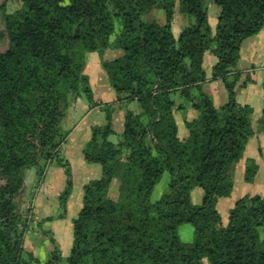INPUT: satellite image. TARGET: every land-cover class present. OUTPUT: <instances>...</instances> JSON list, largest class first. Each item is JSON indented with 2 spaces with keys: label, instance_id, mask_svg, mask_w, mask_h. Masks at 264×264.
Listing matches in <instances>:
<instances>
[{
  "label": "trees",
  "instance_id": "trees-1",
  "mask_svg": "<svg viewBox=\"0 0 264 264\" xmlns=\"http://www.w3.org/2000/svg\"><path fill=\"white\" fill-rule=\"evenodd\" d=\"M210 1L219 7L214 28L204 0H178L186 20L178 33L171 29L174 0H19L9 16L0 3V40L5 35L8 42L0 50V264H61L56 238L41 227L54 216L38 219L30 205L19 210L16 197L25 168L34 169L36 186L48 166L58 164L65 184L56 195L57 217L65 216L73 183L62 154L69 130L61 122L81 97L105 112L81 149L100 175L82 184L66 264H203V258L208 264H264V196L242 195L226 221L217 208L232 190L234 167L253 132L252 107L236 100V63L242 41L264 27V0ZM152 8L164 10V23L142 18ZM108 48L120 53L103 58ZM88 51L100 56L115 93L109 102L93 97L84 71ZM206 52L216 57L209 75ZM217 78L227 92L219 105L202 87ZM262 94L259 128L264 77ZM113 102L124 105L117 139ZM186 107L196 114L184 119L180 136L175 112ZM257 168L246 159L244 180L252 181ZM164 173L166 189L152 199ZM196 187L199 203L191 198ZM184 222L193 226L192 241L178 236ZM36 226L53 244L42 260L25 246Z\"/></svg>",
  "mask_w": 264,
  "mask_h": 264
},
{
  "label": "rangeland",
  "instance_id": "rangeland-1",
  "mask_svg": "<svg viewBox=\"0 0 264 264\" xmlns=\"http://www.w3.org/2000/svg\"><path fill=\"white\" fill-rule=\"evenodd\" d=\"M4 1L5 12L7 16L13 10L19 6V0H0V3ZM174 14L172 29L173 31L181 27L186 23L184 17L178 12L177 5L178 0H174ZM204 4L207 7V16L208 20H216L217 12L219 7L212 3L210 0H204ZM179 13V14H178ZM143 19H154L159 23L165 22V12L162 8H152L148 12L142 14ZM211 23V22H210ZM3 21L0 14V29H4ZM175 33V31H174ZM7 37H4L0 40V50H4L7 47ZM84 58V70L89 77V82L92 88L93 97L96 100L109 102L111 101L112 94L114 90L110 87L107 82L106 77L101 73L100 65L97 64V59H99V54L95 51H88L83 54ZM109 57L107 53L105 55ZM105 57V58H106ZM108 59V58H106ZM110 88V89H109ZM80 102L71 104L67 113L62 119L61 125L69 130L67 141L62 146V154L69 162L71 172H72V190L68 198V208L64 217H57V212L59 210L58 201L56 198L57 193L63 188L65 184V176L63 169L58 164L49 165L47 168V173L45 174V180L35 186V173L33 168H25L23 170V188L21 192L16 197V202L18 209L25 211L27 206H32V211L36 218L40 219L46 215L54 216L51 220H45L41 223V227L49 229L54 237L56 238L58 247L61 250V264H66V256L69 253V249L72 241V223L71 220L77 213L81 205V196H82V183H84L86 171L83 166L87 164L84 161L81 149L86 137V123L93 120L97 121L95 124H100L104 119L105 112L98 108V110L92 112L91 114L86 115L83 119L80 120L83 115L84 107L82 103H87L84 97L80 98ZM75 104V105H74ZM129 105L136 107V103ZM74 106V107H72ZM113 118H116L115 113L123 111L124 105L116 102L112 103ZM104 121V120H103ZM81 160H83L81 163ZM90 164V163H88ZM92 168H97V173L94 169L90 172L91 178L98 177L100 175V166L98 164H90ZM263 165V164H262ZM244 168L243 166H236L233 172V188L231 191V196L228 200L238 199L244 194H260L262 191L264 196V176L261 174L263 170H260V174L255 177L252 183L245 181L243 178ZM166 180L167 174L164 173L157 183L152 192V199H156L160 194L166 189ZM115 183L116 181L113 180ZM110 194L114 195L115 185L111 183ZM196 190L198 194L196 195ZM260 190V191H259ZM258 192V193H257ZM262 195V194H261ZM191 198L193 202L199 203L201 200V189L196 187L191 192ZM230 201V202H231ZM219 209L222 215L223 221H226L227 215H225V205L220 203ZM33 225L35 223H32ZM40 226L30 228L29 232L25 238V246L27 248H34L35 254L39 257L40 260L45 257L47 251L52 248V243L47 234H43L40 230ZM178 236L183 241H192L194 238L193 226L190 222H184L178 227ZM203 264H208L205 258L202 259Z\"/></svg>",
  "mask_w": 264,
  "mask_h": 264
},
{
  "label": "crops",
  "instance_id": "crops-1",
  "mask_svg": "<svg viewBox=\"0 0 264 264\" xmlns=\"http://www.w3.org/2000/svg\"><path fill=\"white\" fill-rule=\"evenodd\" d=\"M172 22H173V17L171 21V29L173 28ZM210 22H209L210 26L214 28L216 24V20L210 21ZM179 29L180 27L177 30L175 29L174 30L175 33H178ZM107 53L109 54V57L105 56ZM119 53H120L119 49L108 48L104 51L102 57L112 58ZM215 61H216V57L212 53L206 52L204 54L203 67L207 75L210 74L212 65L215 63ZM97 64L100 65V56H99V59H97ZM236 70L240 71V78L236 84V100L241 104H249L252 107L251 127L253 129V132L247 140L242 158L236 163L235 167L238 166L239 168L240 166L241 167L243 166L244 168L245 160L248 158H253L258 165L257 172L254 176V179H255V177L260 174L259 172L261 169L263 170V173L261 175L264 176V125L262 128H259L258 123H257L258 118L261 114V106H262V99H263L262 80L264 77V27H262L256 33L248 36L242 41L241 48H240V55L236 63ZM101 73H102V69H101ZM202 87L210 95L215 105H219L226 101L227 92H226L224 83L220 78L213 79V80L207 79L206 81L203 82ZM114 96L115 94H112V97L110 98L113 99ZM80 101L81 99L78 98L74 103L76 102L78 103ZM82 104L84 107L83 108L84 111H83V115L81 116L80 120L83 119L86 115L91 114L92 112L98 110V106L89 107L88 103L86 104L82 103ZM195 114H196L195 110L192 109L191 107L178 109L175 112L176 122L178 124V132L180 136H185L186 134V130L183 125L184 119H189L193 117ZM115 115H116V118H113V127L115 130V134L113 138L117 139V136H119L121 129H122V111L115 113ZM103 120L98 121V122H103ZM96 122L97 121L91 120L86 123V130H87L86 137L87 136L89 137L90 128ZM79 159L81 163H84L82 162L83 160H81V157ZM83 167L86 171H88L85 174L84 182L91 178L90 175H87V174H90L91 173L90 171L92 169H94L97 173V168H92V166L88 163ZM235 167H234V170H235ZM254 179L250 181L249 183H252ZM112 183L115 185V189H116L117 182L114 183L112 181ZM232 188H233V185H232ZM260 192H261L260 194L263 195L262 191ZM197 194L198 192L196 190V195ZM230 196H231V192L228 196L220 197L217 201V208L219 212H220V209H219L220 203L225 205V208H226L225 215H227L229 208L232 206V204L236 200V199L232 201L228 200ZM67 208H68V200H67ZM29 249L32 250L33 248H29Z\"/></svg>",
  "mask_w": 264,
  "mask_h": 264
}]
</instances>
